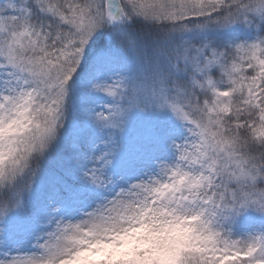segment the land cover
Here are the masks:
<instances>
[{"label":"snow or ice","instance_id":"1","mask_svg":"<svg viewBox=\"0 0 264 264\" xmlns=\"http://www.w3.org/2000/svg\"><path fill=\"white\" fill-rule=\"evenodd\" d=\"M0 264H264V0H0Z\"/></svg>","mask_w":264,"mask_h":264}]
</instances>
